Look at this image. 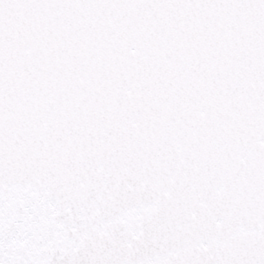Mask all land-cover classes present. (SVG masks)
I'll return each instance as SVG.
<instances>
[{"label": "snow or ice", "instance_id": "obj_1", "mask_svg": "<svg viewBox=\"0 0 264 264\" xmlns=\"http://www.w3.org/2000/svg\"><path fill=\"white\" fill-rule=\"evenodd\" d=\"M0 264H264V0H0Z\"/></svg>", "mask_w": 264, "mask_h": 264}]
</instances>
